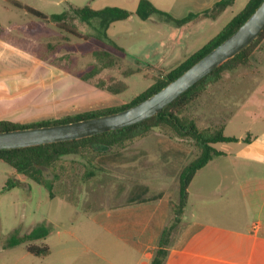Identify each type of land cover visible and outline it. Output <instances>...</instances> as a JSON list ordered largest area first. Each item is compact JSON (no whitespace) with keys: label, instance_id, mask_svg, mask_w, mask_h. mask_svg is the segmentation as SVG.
<instances>
[{"label":"crops","instance_id":"1","mask_svg":"<svg viewBox=\"0 0 264 264\" xmlns=\"http://www.w3.org/2000/svg\"><path fill=\"white\" fill-rule=\"evenodd\" d=\"M149 1L174 19H182L188 15H202L221 0ZM138 2L136 0L135 7ZM248 2L234 0L217 18L199 17L177 29L164 28L153 18L142 21L132 16L113 23L107 34L144 66L170 72L213 39L212 30L226 14L232 15L230 22ZM120 22H126L130 28H115ZM133 28L137 29V36L143 33V41L130 39ZM134 41L142 47L132 52L128 45ZM1 57L0 46V60ZM40 68L41 71L42 66ZM21 77L26 81L28 74L24 72L12 78L0 76V84H5L0 87L1 94L10 91L12 96L20 97L17 109L0 111V114H7L11 119L48 115V109L40 108L41 95L36 84L27 80L26 85L21 86L13 81ZM32 80L35 82L37 77ZM193 103L198 109L194 112L198 129L212 130L214 121V130L222 129L225 136L237 141L217 143L233 145L221 150L214 144L219 154L212 156L191 180L181 223L164 264H264V37L245 64L224 71ZM245 120L250 123L248 127ZM238 122L244 125L241 134L226 135L228 127ZM259 122L263 127L252 132ZM168 134L170 137L150 140L147 150H139L128 163L117 162L118 166L128 164L130 172H142L148 179L142 185L134 184L132 190L127 189L125 200L105 214L104 222L110 234L128 247L123 253L126 264H150L160 233L171 218L170 203L179 197L178 177L197 154L191 141ZM141 158L148 164L139 168Z\"/></svg>","mask_w":264,"mask_h":264},{"label":"rangeland","instance_id":"2","mask_svg":"<svg viewBox=\"0 0 264 264\" xmlns=\"http://www.w3.org/2000/svg\"><path fill=\"white\" fill-rule=\"evenodd\" d=\"M15 2L47 16L62 13L67 6L65 2L77 6L90 2V6L96 10L120 7L133 12L136 8V0H0V25L3 28L0 36V76L8 75L12 78L26 72V81L22 77L13 81L21 86L26 85L27 80H31L30 84H36L41 95L40 108L49 110L48 115L25 119H11L7 114H0V120L8 119L7 121L13 123L29 125L118 108L151 87L159 77L161 70L144 66L134 55L124 52L123 56L118 55L122 57L118 65L83 81L81 77H85L92 68L103 65L90 53L97 47L96 43L91 40L79 43L72 41V46H61V34L52 23L28 15L17 8ZM231 18L230 13L226 14L212 30V36L215 37ZM155 20L162 23L164 28L177 29L174 24ZM75 23L81 29V24L78 21ZM128 25L120 22L115 24V28L127 29L130 28ZM136 30L131 29L130 39L143 41V33L139 32L137 36ZM81 33L90 32L84 29ZM50 45L54 46L52 55ZM128 47L134 52L142 46L136 45L134 41ZM62 56H67L70 60H65L61 63L63 66H60L59 61H55ZM52 61L54 63L50 65ZM36 77L34 82L32 78ZM100 80L105 81L110 89L121 91L119 95H111L108 91L98 89L95 84ZM4 85L0 84V87ZM19 100L20 97L12 96L10 91L3 94L0 92V111L10 112L17 109L16 103ZM196 107L192 103L183 109L180 116L196 120ZM20 111H15V114H20ZM213 125L214 121L212 131ZM245 125H250L248 120H245ZM262 125L259 122L252 132H257ZM242 126L240 122L230 125L225 134L239 136ZM169 132L152 130L144 140H133L123 147H113L106 151V148L95 145L81 155L63 156L50 167L44 168L40 174L44 182L50 183V191L46 185L15 173L0 161V264H126L123 253L128 247L110 234L107 222H104L107 219L105 214L112 206L125 200L127 189L132 190L134 184L142 185L148 179L143 177L142 172H130L128 164L126 168L118 166L117 162L128 163L130 157L139 150H147L146 144L151 143L150 140L170 137ZM230 146L233 145L217 144L215 148L221 150ZM147 164L141 158L138 167L142 168ZM98 166L99 169H96ZM8 181L13 183L11 188H6ZM38 226L48 229L46 238L12 248L5 247L11 237L21 238ZM29 244L48 246L49 253L45 256H34L27 252Z\"/></svg>","mask_w":264,"mask_h":264},{"label":"trees","instance_id":"3","mask_svg":"<svg viewBox=\"0 0 264 264\" xmlns=\"http://www.w3.org/2000/svg\"><path fill=\"white\" fill-rule=\"evenodd\" d=\"M233 1L234 0H221L220 2L216 3L212 9L203 13L202 15H188L182 19H174L168 13L157 9L149 0H139L136 9L133 12L120 7H104L102 9L96 10L93 9L89 4L81 7L67 4L66 9L62 13L53 14L50 16H47L30 7L22 6L16 2L14 5L17 8L24 10L32 17H35L46 23H52L61 34L59 39L61 46H72L70 45L72 41L79 43V41L86 42L91 40L96 43L97 47L90 51V53H92L94 57L101 61L103 65L100 68H92L90 72L85 75V77H81L83 81H87L95 74L118 65V62L122 60V57H118V55L123 56V48L119 47L114 41H112V39L107 34L109 27L113 23L124 21L132 16H136L142 21L153 18L180 27L199 17L215 19L227 7L231 6ZM261 2L262 0H249L243 10L239 12L220 31V33L211 39L205 46H203L181 65L170 72L163 73L164 70H161L160 75L156 79L155 83L127 104L98 113H85L83 115H77L74 117H67L54 121H41L29 125H20L7 120H0V131L69 123L115 113L129 108L166 86L169 82L181 75L210 50H212L233 32H235L240 27V25L255 11ZM76 21L81 24V29L77 28L75 23ZM84 29L90 33L82 34L81 31ZM2 32L3 28L0 25V36ZM263 37L264 31L250 46L242 50L235 57L225 62L208 76L196 83L193 87L188 89L185 93H183L180 97L163 109L157 116L121 130L103 133L85 139L46 144L23 149L0 150V161L12 168L15 173L23 175L36 183L46 185L50 191V183L44 182L40 177V174L44 168L50 167L63 156L81 155L85 150L88 151L95 145L106 148V151L111 150L113 147H123L127 142L145 137L151 130L155 128L170 131L169 133L178 139L191 141L197 149L198 154L183 168L178 177L179 197L176 202L170 203L171 219L161 231L157 241V248L154 252L153 258L150 261V264H164L169 253L172 238L181 223L184 208L187 203V189L191 180L193 179L196 172L211 160L212 156L219 154V152L214 149V144L237 141V139L234 137L225 136L222 129L214 131L207 129L200 130L197 128L195 120L190 118H182L180 114L182 113L183 109L190 106L201 96L209 84L216 82L224 71H228L245 64L248 61L251 51L257 46ZM52 47L54 46L50 45V55H52V52L54 51ZM65 60H70V58L67 56H62L60 58H56L55 62L59 61L58 65L63 66L61 63L65 62ZM53 63L54 61L50 62V65ZM95 86L100 90L110 92L111 95H119L121 92L113 88L110 89L106 86V82L101 80L97 81ZM245 141H247V139H245ZM96 169H99V166ZM91 175L93 176V173H91ZM6 185V188H11L13 183L8 181ZM48 234L49 231L46 227L38 226L33 228L30 233L24 235L21 238L11 237L5 247L12 248L22 243H30L32 241L44 239L48 236ZM27 252L34 256H45L49 253V248L48 246L38 247L36 245L29 244L27 246Z\"/></svg>","mask_w":264,"mask_h":264},{"label":"water","instance_id":"4","mask_svg":"<svg viewBox=\"0 0 264 264\" xmlns=\"http://www.w3.org/2000/svg\"><path fill=\"white\" fill-rule=\"evenodd\" d=\"M264 31V0L240 27L166 86L124 110L56 125L0 131V150L75 141L113 132L157 116L174 100L250 46Z\"/></svg>","mask_w":264,"mask_h":264}]
</instances>
